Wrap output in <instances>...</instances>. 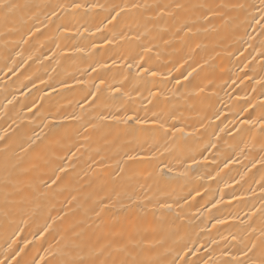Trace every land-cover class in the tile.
I'll return each mask as SVG.
<instances>
[{
  "label": "bare ground",
  "instance_id": "1",
  "mask_svg": "<svg viewBox=\"0 0 264 264\" xmlns=\"http://www.w3.org/2000/svg\"><path fill=\"white\" fill-rule=\"evenodd\" d=\"M4 3L0 264H264V0Z\"/></svg>",
  "mask_w": 264,
  "mask_h": 264
},
{
  "label": "snow or ice",
  "instance_id": "2",
  "mask_svg": "<svg viewBox=\"0 0 264 264\" xmlns=\"http://www.w3.org/2000/svg\"><path fill=\"white\" fill-rule=\"evenodd\" d=\"M0 5H3L4 7H7V5L4 3V0H0ZM153 75H155V73H153ZM249 123H255V122L251 121ZM260 124L262 126V130H264V119H261ZM218 203H219V201H218Z\"/></svg>",
  "mask_w": 264,
  "mask_h": 264
}]
</instances>
